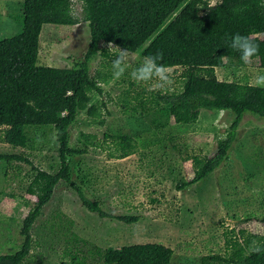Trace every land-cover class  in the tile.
<instances>
[{"label": "rangeland", "instance_id": "374dc122", "mask_svg": "<svg viewBox=\"0 0 264 264\" xmlns=\"http://www.w3.org/2000/svg\"><path fill=\"white\" fill-rule=\"evenodd\" d=\"M21 1L0 0V39L18 32ZM71 14L79 20L77 25L41 27L36 65L74 68L81 62L89 34L81 20L80 1L71 0ZM99 48L107 45L99 44ZM107 50L111 56L97 54L88 63V75L102 92L89 94L85 110L75 116L68 129L69 147L87 148L86 154L66 157L68 174L84 196L97 201L105 213L137 216L139 220L124 225L99 219L59 182L31 226L29 254L21 264H101L98 249L146 243L171 249L169 264H200L205 256H225L228 241L243 242L250 237L263 243L264 121L244 113L226 161L199 183L177 192L175 186L192 177L191 158L213 154L233 114L200 111L196 120L175 124L163 106L132 112L134 97L143 96V100L154 91L130 77L143 58L132 53L125 75L116 79L114 50ZM166 69L174 80L169 91L178 89L180 79L190 76L255 86L256 75L264 74L255 60L240 67H227L222 59L212 68ZM96 73L99 79H95ZM25 134L24 148L0 143V154L21 156L35 169L54 174L58 169L54 131L41 127ZM109 136L130 137L134 153L110 159L108 154L118 152ZM91 142L100 150L89 147ZM30 165L0 161V255L19 250L21 221L39 197L29 187L36 174Z\"/></svg>", "mask_w": 264, "mask_h": 264}, {"label": "trees", "instance_id": "16d2710c", "mask_svg": "<svg viewBox=\"0 0 264 264\" xmlns=\"http://www.w3.org/2000/svg\"><path fill=\"white\" fill-rule=\"evenodd\" d=\"M78 1L81 2V20L87 24L89 43L81 62L74 68L36 65L38 36L43 25L74 26L79 23L71 14V0H22L18 32L0 39V143L24 148L26 130L49 127L54 131L58 159L57 171L49 174L35 169L21 156L0 154V161L30 165L36 174L29 187L39 195L21 221L19 250L12 255H0V264H21L28 256L31 226L59 182L72 190L80 204L99 219L115 220L124 225L139 220L137 216L105 213L97 201L84 196L68 174L66 157L80 156L87 151L86 147H69L68 129L75 116L85 110L89 94L102 92L88 75V63L97 54L102 58L111 56L107 48H99V44L106 46L111 42L142 58L161 52V63L166 68H212L222 59L227 67H240L243 65L240 54L229 46L228 39L239 33L259 45V56L253 60L264 68V0H223L222 3L220 0ZM96 76L95 79H99V73ZM178 84V89L171 91H150L143 100V96L134 97L136 103L130 110L148 112L163 106L175 124L185 119L196 120L200 111H229L233 119L217 140L211 156L191 158L192 177L177 184V192L199 183L226 161L244 113L264 121L262 87L192 76L180 79ZM103 136L107 138L108 135ZM110 137L115 140L118 152L117 155L108 154L110 159H123L134 153L130 137ZM88 146L101 148L92 142ZM250 241V237L243 242L228 241L225 256H205L200 264H264V251L249 253ZM96 254L101 264H169L172 251L161 244L146 243L98 249Z\"/></svg>", "mask_w": 264, "mask_h": 264}, {"label": "clouds", "instance_id": "9594fccd", "mask_svg": "<svg viewBox=\"0 0 264 264\" xmlns=\"http://www.w3.org/2000/svg\"><path fill=\"white\" fill-rule=\"evenodd\" d=\"M222 3L223 0H220ZM239 11V9H234ZM230 47L240 54V60L245 65H251L254 58L259 56V45L250 39L247 35L239 33L228 38ZM107 48L114 50L115 58L112 60L113 76L120 79L126 73L129 67V61L132 53L128 49H121L118 46L108 43ZM163 53L157 52L153 55L143 57L142 63L130 73V77L137 84L149 85L150 90L167 91L169 90L174 80L166 67L161 63ZM257 87H264V74H257L254 80ZM249 253H260L264 251V243L258 240H252L248 244Z\"/></svg>", "mask_w": 264, "mask_h": 264}]
</instances>
